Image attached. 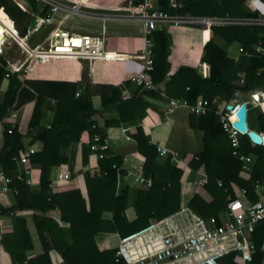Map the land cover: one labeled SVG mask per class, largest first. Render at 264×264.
Masks as SVG:
<instances>
[{"label": "trees", "instance_id": "trees-1", "mask_svg": "<svg viewBox=\"0 0 264 264\" xmlns=\"http://www.w3.org/2000/svg\"><path fill=\"white\" fill-rule=\"evenodd\" d=\"M28 1L36 15H46L45 7ZM138 1L132 0L133 3ZM174 1L180 4V8H170L169 0H157V7L171 16L242 18L257 15L256 12L244 11L247 0ZM260 1L264 6V0ZM21 10L22 7H17L11 0H0V15L11 24L27 17L21 30L14 28L19 38L33 24ZM2 17L0 19L3 21ZM210 30L212 37L202 48L198 66H182L171 75L168 74L167 61L170 36L164 28L152 31L148 36L152 42V70L149 77L153 85L163 84L162 90L146 91L138 88L126 99L122 98L121 88L115 86L91 85L88 81H82L79 85L81 91L74 97L76 87L73 83L24 80L19 73L11 72L0 56V85L3 83L0 88V169L10 176L16 171L15 161L21 151L35 143L41 146L39 152L28 158L29 163L39 169L37 190H31L24 183L26 176L22 174V181L13 179L9 184L10 188L16 190L12 206L4 207L0 203V217L8 216L11 221V233L0 235V245L11 264H50V251L56 252L63 264H121L116 263L114 258L119 238L142 229L150 219H161L179 208L180 185L185 175L172 166L169 159L162 164L156 162V146L148 135H144L140 128L130 135L137 153L144 159L142 176L151 182L148 190L133 191L130 204L128 189L120 196L115 195V168H119L120 158L111 156L103 140L106 128L142 119L145 109L150 106L149 100L158 99L160 94L166 98H183L188 104H193L197 98L208 101L217 98L228 102L239 94L255 91L264 93V56L240 57L234 62L226 55L229 46H241L245 52H250L251 46L257 42L264 47V28L226 26ZM239 72L243 74L240 85L237 84ZM93 95L99 96L102 109L115 108L118 112V121L104 123V133L96 128L92 120L95 113L91 105ZM46 99L54 101L52 119L47 128L39 126ZM30 100L33 101V108L27 129L33 134L22 135L15 125L10 128L12 122L7 117L10 111ZM246 108V125H253L258 134L264 133V113L257 106L254 107L257 111L255 114L251 105ZM186 119L189 128L201 133V149L191 156L183 154L181 159L193 172L202 167L205 176L202 189L210 198L204 201L200 196L193 195L187 207L201 219H212L216 225L219 215L225 210L227 199L234 198L233 186L244 190L249 203L259 200L254 191L256 184L261 185L264 192V147L253 145L246 136H240L239 154L254 157L249 178L244 180L239 177L241 162L231 156L229 140L213 108L200 116L187 114ZM92 125L94 128H91ZM94 135L99 136V141L92 153L103 157L97 161V167L79 173L76 189L52 194L48 180L50 168H58V182L61 183L68 164V158L62 151L81 142L86 144V154H89ZM118 174L121 176L123 172L119 170ZM129 206L135 215L131 221L124 214ZM19 211H36L40 214L33 215L32 221L42 253L29 260L24 257V253L31 249L25 222L13 214ZM50 211L57 213L49 214ZM104 214H108V217L105 218ZM102 237H106V248L100 250L97 241ZM248 239L252 248L244 246L241 250L223 256L218 260L219 264L260 263L264 258L261 249L264 222L254 227Z\"/></svg>", "mask_w": 264, "mask_h": 264}, {"label": "crops", "instance_id": "crops-1", "mask_svg": "<svg viewBox=\"0 0 264 264\" xmlns=\"http://www.w3.org/2000/svg\"><path fill=\"white\" fill-rule=\"evenodd\" d=\"M11 1L15 5L17 4L22 7L23 10L21 11L26 13L29 21L33 22V24L28 27L26 34L22 38H19L17 35L19 44H22L23 42L25 45L33 47L43 40L53 26L58 24L63 29L80 34L87 32L93 35L99 33V31L103 29L105 35V51L107 52V61L95 60L90 63L78 61V63L73 59H62L48 60L47 63H43L32 59L30 56L26 57L24 52L20 50V47L14 42L17 45L21 58L16 61L9 62L2 57L3 52L1 49L0 56L6 66L11 65L12 63L16 66L20 64L23 65L22 69H24L25 73L22 78L24 80L73 83L76 87L74 93L81 91V89H79V85L82 81H88L91 85L119 87L121 88V95H124L127 98L130 97L136 89H138L129 81V79L139 69L138 62L133 61L138 59V57L133 55L140 53L138 49L142 43L141 26L136 22L104 19L105 15L111 13L108 8L111 9L124 6L127 0H82L80 3L83 4L86 1L87 5H80L76 9V14H80V17H77L78 15H72L71 13L65 14L64 12H58L53 16L51 25L40 27L36 31H34L33 26L35 19L39 18V16L31 9L30 4L28 3L29 1ZM253 2L256 6L262 7L260 0H253ZM62 3L64 8H68V10L70 9L68 7L70 3L68 4L65 0H62ZM39 9L41 8L39 7ZM88 15L92 17H86ZM73 17L74 19H72ZM70 21H73V26L67 25L71 24L69 23ZM12 24L11 26L13 27ZM42 29H48V31L42 35ZM105 29H108L107 33L105 32ZM166 30L170 35L171 40L170 51L167 57V61L169 63L168 74L171 75L182 66L196 68L200 63L204 44L212 37L211 31L197 30L193 28H168ZM15 33L17 34V31ZM51 39L54 43L55 39L53 37ZM240 57H238L234 62H236ZM30 58L31 60L25 63V61ZM78 64L86 65L85 69L79 68ZM136 64H138V67ZM239 73L242 74V72ZM2 84L3 83H1L0 88ZM162 86L163 84L156 85V90L161 91ZM26 88L29 89L28 87ZM83 90H85V88ZM165 98L166 97L160 94L158 99L149 100L150 106L145 109L142 119L120 123L117 126L106 128V135L103 140L104 146L111 153V156H117L120 158L119 168H116L117 175L115 195L120 196L126 189H128V201L130 204L133 199V191L139 189H149L135 182L136 176L142 175L141 169L144 159L137 153L135 143L131 139L130 135L135 132L136 128H140L144 135H148L151 138V143L154 144L156 148L163 149L165 152L164 156L156 157V162L162 164L166 159H169L172 166L184 173L185 179L180 185L179 206H187L188 200L193 195H198L204 201H209V196L202 189L205 181L202 167L193 172L181 159L183 154H186L185 156H191L193 153L192 151H200L201 133L198 130L189 128L186 119L187 114L182 109L163 115L162 110L165 104ZM53 104L54 101L52 99L45 100L41 111V119L39 121L40 127L47 128L49 126L52 119ZM91 105L95 111L92 116V120L94 121L96 128L101 133H104L105 131V122L118 121L117 110L115 108L106 110L102 109L98 95H93L91 97ZM32 108L33 101L30 100L22 104L18 109L10 111L7 117L11 120L12 126L14 127L15 125L17 131L22 135L33 134L32 131L27 129V123L29 121ZM246 109L247 108L245 107V110ZM11 115H14L15 117L11 118ZM246 127L247 129H251L256 132L253 125H246ZM34 131H36V129ZM259 134L264 135V133ZM27 140L28 136H26L25 141ZM86 152V144L81 142L62 151L63 155L68 158V164L65 170V173L68 175V180H64L61 183L58 182V168L51 167L48 180L50 182L49 188L52 194L76 189L78 186L77 176L79 173L96 168L97 161L103 158H99L95 153L91 152L86 154ZM167 153L173 154V157H171V155H167ZM253 163L254 157L247 156L243 165L244 167L240 168L239 171L240 178L244 180L249 178ZM26 168L28 169V175H26L28 186L33 191L37 190L39 176L38 166L28 163ZM119 170L123 172L121 176L118 174ZM15 175L16 172L11 173L10 177L14 179ZM232 189L235 191V189L239 188L233 186ZM1 190L2 186L0 184V192ZM7 190L8 191L4 192V194L0 193V203L4 207H11L12 203L15 202L16 194L12 193V188L7 187ZM254 191L259 199L258 201L263 203V189L254 188ZM56 213L57 211L49 212V214ZM13 214L17 218L24 220L25 227L28 232L31 249L24 253L25 259L29 260L39 256L42 253V250L33 225L32 216H39L40 214L36 211H19L14 212ZM124 214L128 221L133 220L135 217L131 206L125 209ZM104 217L107 218L108 214H104ZM11 231L12 227L10 217H0V235L10 234ZM97 247L100 250L106 248V237L99 238L97 241ZM261 249L264 252V241ZM48 256L50 264H63L60 256L56 252L50 251ZM0 264H11L8 255L3 251L1 245Z\"/></svg>", "mask_w": 264, "mask_h": 264}, {"label": "built area", "instance_id": "built-area-1", "mask_svg": "<svg viewBox=\"0 0 264 264\" xmlns=\"http://www.w3.org/2000/svg\"><path fill=\"white\" fill-rule=\"evenodd\" d=\"M31 1L46 8V15L35 19L37 25L34 31L40 27L51 25L52 18L56 13L64 12L65 14H70V11H72V8L68 10V8L63 7L62 0H58L60 2H57V0ZM16 6L18 7L17 4ZM169 7L173 9L180 8V4L174 0H169ZM247 7L251 13L256 12L257 15L242 18L228 16H171L158 9L157 0H139L137 3L127 0L124 6L111 8V13L105 15L104 18L106 20L140 24L143 49L136 55L138 59L133 60L138 62L139 69L130 77L129 81L140 90L155 91L156 86L151 83L149 77V73L152 70V42L148 39V36L152 31L161 28H193L211 31L210 29L213 27L226 26H258L264 28V6L258 7L253 0H247ZM0 37L3 42L9 39L12 40L20 47L26 57L30 56L39 62L62 59H73L87 63L95 60L107 61L103 29L93 35L80 34L63 29L58 24L53 26L43 40L33 47H29L23 42L19 44L16 33H10L7 36V33L3 31L0 33ZM52 37L55 39L54 43L51 42ZM226 55L232 61H235L240 56L246 58L262 57L264 56V47L261 46L260 42H257L251 46L250 52H245L241 46H229L226 49ZM7 67L11 72L16 73L22 66L8 65ZM262 70L264 71V68ZM242 77L243 74H237L238 85L242 83ZM255 94L258 95L259 99H254ZM77 96L78 92H75L74 97ZM122 98L125 99L127 97L122 95ZM249 101V103L241 101L238 104H233L234 100L224 102L217 98H213L210 101L197 98L193 104H188L183 98H165L162 112L163 115H167L175 110L182 109L187 114L200 116L204 115L210 108H213L218 123L229 140L231 156L241 162L240 168H243L247 156H242L238 152L241 134L231 126L233 112L226 110V106H235L243 103L245 106H258L261 110L260 104L264 102V95L259 91H255L249 94ZM261 112L263 111L261 110ZM14 117V115H11V118ZM12 127L11 124L10 128ZM91 128H94V125ZM7 132L9 133V130ZM98 141L99 136L94 135L92 144L89 146L91 152L95 151ZM40 148V144L35 143L19 153L15 161L16 175L14 180L22 181V174L28 175V169L26 168L29 163L28 158L30 155L40 151ZM156 153L158 157L165 155L164 150L160 148H156ZM167 155L173 157V154L167 153ZM98 157L101 158L102 155H98ZM112 167L115 168L114 166ZM12 180V177L4 174L0 169L1 194L8 191L7 187H9ZM62 180H68L67 173H64ZM135 182L146 188L151 185L150 179L142 175H137ZM24 183L28 185L27 177ZM217 185L219 186L220 183L217 182ZM259 188L262 189V186L256 184L255 189ZM12 193L16 194L14 188H12ZM259 222H264V203L260 201L249 203L245 197L244 190L235 189L234 198L227 199L225 210L219 215L216 225H214L212 219H201L189 210L186 205H180L175 212L166 217L150 219L148 224L142 229L119 238L114 253L115 262L121 264H219L218 260L223 256L241 250L244 246L252 248L248 237ZM258 264H264V258Z\"/></svg>", "mask_w": 264, "mask_h": 264}, {"label": "rangeland", "instance_id": "rangeland-1", "mask_svg": "<svg viewBox=\"0 0 264 264\" xmlns=\"http://www.w3.org/2000/svg\"><path fill=\"white\" fill-rule=\"evenodd\" d=\"M29 3V2H28ZM30 4V3H29ZM244 11H248V12H250L249 11V8L247 7V5H244ZM71 12V14L72 15H78L77 17H80L79 15L80 14H76L77 12H76V9H72V11H70ZM0 17H2L1 15H0ZM86 17H92V16H86ZM3 18V17H2ZM25 18H27V17H23L22 19H18L17 20V22H16V24H12L13 25V27L16 29V28H18V29H22L23 27H24V22H25ZM4 19V18H3ZM72 19H74V17L72 18ZM105 19V18H104ZM6 19H4L3 21L0 19V33L1 32H3V31H5L6 33H7V36L8 35H10V33L11 34H13V33H15L16 31H15V29L10 25V21H7L8 23H6V21H5ZM35 23H34V26H33V28H35V26L37 25V22H36V20L34 21ZM69 23H71V24H67V25H71V26H73V21H70ZM76 24V23H75ZM32 28V29H33ZM48 31V29H42V32H41V34L42 35H44L45 34V32H47ZM105 32L107 33L108 32V29H105ZM83 33V32H82ZM83 34H91V33H87V32H84ZM170 36V35H169ZM0 41L1 42H3L2 41V39H1V37H0ZM142 41V40H141ZM106 48V47H105ZM0 49H2V52H3V55H2V57L5 59V60H8L9 62H11V61H16L17 59H20L21 58V55H20V53H19V51H18V49H17V45L12 41V40H7V41H5V42H3L2 43V45L0 46ZM143 49V42L141 43V45H140V47H139V49H138V51L140 52L141 50ZM29 60H31V58L30 59H28V60H26L25 61V63H27ZM77 61V60H76ZM34 62V61H33ZM43 63H47L48 61H42ZM78 62V61H77ZM79 63V62H78ZM81 64V63H80ZM11 65H13V63L11 64ZM137 65V67H138V64H136ZM21 66H23V65H21ZM78 67L79 68H81V69H85V67H86V65H79L78 64ZM16 73H19L20 75H21V77H23L24 76V73H25V71H24V69H22V67L16 72ZM251 92H248V93H246V94H239V95H237V97L234 99V102H233V104H238L239 102H241V101H247L248 103L250 102L249 101V94H250ZM263 95H264V93H263ZM251 104V103H250ZM251 108H254V106H252L251 105ZM253 112H254V114L255 113H257V111H256V109L254 108L253 109ZM192 152H194V151H192ZM191 152V153H192ZM263 203H264V201H263Z\"/></svg>", "mask_w": 264, "mask_h": 264}, {"label": "water", "instance_id": "water-1", "mask_svg": "<svg viewBox=\"0 0 264 264\" xmlns=\"http://www.w3.org/2000/svg\"><path fill=\"white\" fill-rule=\"evenodd\" d=\"M254 99L257 100L256 95H254ZM226 110H230L235 115V120L231 122V126L238 131L241 136H246L253 145L264 147V138L255 131L248 130L246 127V110L243 103L235 106L228 105L226 106Z\"/></svg>", "mask_w": 264, "mask_h": 264}, {"label": "bare ground", "instance_id": "bare-ground-1", "mask_svg": "<svg viewBox=\"0 0 264 264\" xmlns=\"http://www.w3.org/2000/svg\"><path fill=\"white\" fill-rule=\"evenodd\" d=\"M66 2H68V4L70 3V5H68V7L69 8H72V9H77L80 5H87V3H86V1L83 3V4H81L80 2L82 1V0H65ZM57 2H60V1H58L57 0ZM107 9V8H106ZM108 10H110L109 8H108ZM11 25V24H10ZM18 42V41H17ZM51 42H52V39H51ZM133 56H135L136 57V55H133ZM133 60V59H132ZM44 61H47V60H44ZM20 65H22V64H20ZM19 65V66H20ZM256 99H259V97H258V95H256ZM246 107V106H245ZM262 107L264 108V102H261V104H260V108H261V110L264 112V110L262 109ZM231 120H235V115L234 114H232V116H231ZM263 138H264V135H261Z\"/></svg>", "mask_w": 264, "mask_h": 264}, {"label": "clouds", "instance_id": "clouds-1", "mask_svg": "<svg viewBox=\"0 0 264 264\" xmlns=\"http://www.w3.org/2000/svg\"><path fill=\"white\" fill-rule=\"evenodd\" d=\"M256 95V94H255Z\"/></svg>", "mask_w": 264, "mask_h": 264}]
</instances>
